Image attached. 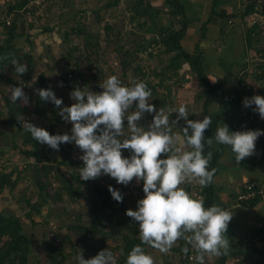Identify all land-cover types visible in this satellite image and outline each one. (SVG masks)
Segmentation results:
<instances>
[{"label":"trees","instance_id":"obj_1","mask_svg":"<svg viewBox=\"0 0 264 264\" xmlns=\"http://www.w3.org/2000/svg\"><path fill=\"white\" fill-rule=\"evenodd\" d=\"M31 1L32 0H18L14 2V4H10L6 13L8 16L0 19V33L2 34V36H0V81L6 86L26 87L36 72L37 62L34 54L23 51L18 46V42L24 36L25 32L23 24H20V14L26 11L28 15H31L37 11L36 8L38 6H36V1L34 0V5L32 4V6H29L30 3L33 2ZM119 1L120 0H115L113 5L119 4ZM161 1L167 8L166 13L178 20L179 27L172 28L163 26V24L159 22L162 10L157 8L150 1L138 0L134 3L131 7V22L137 21L139 25V21H142L140 27L145 30V34L151 35V40L148 45L138 46L135 52L122 50V48L120 49L118 57L122 68L121 79L122 81L126 79L132 70L136 75L140 74L142 76L139 79H133L131 86L134 83L143 82L146 84L147 89L151 91L152 95H154L160 87L164 86L165 80L179 77L183 65L187 64L190 68V72L197 79L199 87L203 89V118L205 116H210L213 119L211 105L214 103L217 92L220 91L221 88L213 85L209 80L204 67L205 50L203 47L208 44L211 45V42L208 43V40L209 34L214 32L213 30H218L220 34L223 33V35H227L224 31L226 25L222 23L223 21H227L231 24L234 22L233 26L235 28L233 31L236 32V34H238L237 30L243 29V25L246 26L243 31L244 41L248 49H255L254 44L258 42L255 37L263 31V28L259 21L254 22L252 20L248 23L246 20L247 18L253 19L256 17L255 0H240V8L232 12H228L226 9L217 12L216 7L218 0H210L212 4L206 18L202 21L200 36L192 47V50H189V48L184 45V41L189 36L190 30L192 31L196 28L192 27V23H194L195 20L190 18L188 10L189 7H191V1L200 3L204 0ZM8 18H10L9 24H7ZM260 19L264 22V5L261 10ZM148 22L151 23L148 24ZM30 27H33V24H31ZM52 30L53 28H47L46 31L50 32ZM71 34L75 35L77 39H83L81 47L80 45H76V51L79 53V57L77 58L73 55V50H69V58H67L66 63L67 68L71 69L68 75L75 77L74 81L76 84L78 83L76 76L81 74L80 59L84 58V61L88 64V68L92 69L94 63H97L101 44L97 41L94 42L97 38L86 32L85 28H81L79 25L72 29ZM84 34L85 37H83ZM234 37L231 38L234 40ZM30 44L34 46L33 42H30ZM151 45L160 48V52L158 53L159 56L156 57H159L158 60L161 67H159V69H154L152 73L151 71L148 73L147 69L141 64L132 68L134 62L138 60V55L144 52L147 53ZM256 51L259 54L262 52L264 53V48L257 49ZM152 55L154 54H150L153 58ZM164 55H167L168 58L164 59ZM94 57L96 60H91ZM13 60L26 66L27 73L22 76L18 75L15 72V66L12 65ZM72 61L74 62L72 63ZM164 62H166V64L162 65ZM256 66L255 72L251 73V75L253 79L259 83V94L264 96V59L263 62H260V64L258 63ZM244 69L247 71L246 67ZM114 75L115 74L112 76ZM92 76L93 78H101L102 80L104 74L102 71H98L96 75L93 74ZM150 76L154 78L152 79ZM61 81L63 86L72 88V90L75 89L74 86L68 84V76L62 77ZM175 83L181 86L185 84L183 81L180 82L179 80L175 81ZM34 84L37 89H47L51 87L57 96L55 88L48 81L44 73L38 75ZM168 90L170 92V88H168ZM256 91L257 89L243 86L241 92L237 90L236 94L238 96L245 95L250 98ZM169 92L167 91L168 96L170 95L168 94ZM28 97L29 104L24 105L19 100L17 103H13L10 99V95H7L5 92L0 93V139L6 136L7 133H12V131H14L13 148L10 152L0 150V202L3 200L6 192L14 191L22 180L29 178L30 182L37 187V194L35 200L30 198L26 200L25 207L23 206L22 210L25 211V217L34 224V217L41 216L44 218L43 210L45 208L48 209L46 216V222L48 223L52 217V210L49 209L59 202L65 203V197H68V202L71 204L81 199H86L89 206V220H85L82 211L74 212L75 215H73V218L69 217L68 220L63 219L60 230L65 232L64 240L75 246L77 242L75 243L72 236L76 237L79 246L89 255V259L94 258L100 251L108 249L112 252L116 264H126L129 253L137 245H140L145 253L150 255L152 247L141 243L138 222H135L133 218L126 215V211L131 209L130 205L133 196L126 193L125 186L117 183L116 179L110 180L107 178V175H101V179L98 177L94 180H81L79 169L83 167L84 164L79 157L83 155V153L74 143L61 144L60 150L55 151L48 145H42L34 140L31 134L22 128V124L17 120L19 116H23L30 120L37 127H40L37 124L38 121H46L48 124L44 129L50 134L55 133L59 124L63 122V119L58 115L60 109L56 108L53 103L42 101L37 93L35 96L30 95ZM57 98L59 97L57 96ZM165 102L166 101L156 102V104L158 105L160 103L163 105ZM63 106H65L64 100L61 107ZM167 108H169V106ZM256 113L258 114V112ZM31 115L37 116L36 120H34ZM186 126L187 125L184 124L182 128H180V133L184 138V142L186 138L183 134V128ZM209 128L206 129L204 133L205 141L207 140L206 133ZM258 130L264 131V125L259 126ZM97 134H99V132ZM189 135H191L190 132ZM261 136H259L256 141L255 149L260 150L264 155V143ZM17 140H21V143H18ZM121 151L125 152L130 150L126 149L125 151ZM186 151L190 150L187 149ZM209 151L213 153L212 159L208 165V170L210 171L213 168L216 169L217 163L225 153V146L219 144L217 147H214L213 145L208 146L207 143H205L203 154L207 156ZM16 152L22 155L23 165L19 166L14 164L8 167L6 163L10 162V156H13ZM56 152L59 153V157L53 155ZM2 158H6L7 160L2 162ZM161 158L166 157L162 155ZM216 173L217 172H215L212 183L206 187L201 186L199 193L200 198L192 196L194 199L202 200L205 208H209L213 205L216 206L217 203L215 186ZM102 177L105 179L103 184H98L96 180H103ZM109 186L121 192L123 195V202H117L113 199L109 192ZM262 186H264V184L257 185L256 190L259 191ZM49 189H52L53 193L49 192ZM140 189L143 191V181H140ZM187 189L189 190L190 187L187 186ZM245 191L246 190L243 189L242 192ZM143 195L145 198L144 191ZM236 198H238V195ZM141 199L142 197L140 200ZM263 200L264 194L258 193L254 198L242 201L240 204L251 208L261 203ZM136 210H138V208H136ZM67 213L68 208L65 206L61 214ZM230 228L231 225L229 223L227 232ZM254 236L261 245L259 251H256L254 248V251H256L261 258L258 259V263L264 264V223L260 228L255 230ZM58 241H60L59 244ZM32 245L33 242L31 237L25 233V225L22 218L14 214H7L0 210V264H31V254L33 253ZM185 247L189 249L187 254L183 251ZM44 249L49 264L67 263L68 253L66 252L63 240H59L58 238L54 240L46 239L44 242ZM169 251L172 254V258L179 260L178 264H190V257L192 255H197L195 250L182 238L179 239ZM226 261L227 255L217 257V264H226Z\"/></svg>","mask_w":264,"mask_h":264},{"label":"clouds","instance_id":"obj_2","mask_svg":"<svg viewBox=\"0 0 264 264\" xmlns=\"http://www.w3.org/2000/svg\"><path fill=\"white\" fill-rule=\"evenodd\" d=\"M12 65L18 75L27 73L26 66L18 61L13 60ZM58 86L63 87V83ZM100 87L103 91L99 93L86 87H76L69 94L75 103L63 107V100L57 98L51 87L35 89L42 101L51 102L60 109L58 115L65 123L73 125L71 134L52 135L23 116L17 120L34 140L55 151L60 150L61 144L74 143L83 153L79 157L84 164L79 169L83 181L94 180L101 175H109L125 186L134 178L137 183L143 181L145 198L138 201V210L126 211L127 216L138 222L142 244L167 253L182 238L195 250L198 264H205L206 256L227 255L231 247L225 234L232 215L219 206L205 208L202 200L194 199L180 185L196 182L206 187L212 183L216 169L208 170L213 153L203 154L205 143L211 146L215 140L218 144L230 146L239 163L254 154L256 141L264 131L230 132L229 127L223 124L217 127L214 137L205 141L204 133L211 125L212 117L205 116L202 121L190 120L186 107L181 105L171 111L178 113L172 124L183 119L187 125L183 134L186 145L192 150L184 151L177 147L178 137L171 132L165 110L161 108L157 112L155 105L149 103L152 93L145 83L137 82L128 87L122 85L116 76H111L101 82ZM23 88L9 87L13 103L19 100L24 105L29 104ZM134 103L136 111L126 116ZM243 105L245 108L255 105L253 111L264 119V96L246 97ZM145 113L154 114L147 129L137 123ZM122 149L130 150V158L122 155ZM162 155L166 158H161ZM109 192L117 202H123L119 190L109 186ZM183 251L187 254L189 249L185 247ZM78 261L79 264H116L108 249L100 251L92 259L86 260L80 255ZM126 264H154V261L137 245L129 253Z\"/></svg>","mask_w":264,"mask_h":264},{"label":"rangeland","instance_id":"obj_3","mask_svg":"<svg viewBox=\"0 0 264 264\" xmlns=\"http://www.w3.org/2000/svg\"><path fill=\"white\" fill-rule=\"evenodd\" d=\"M18 0H0V19L5 18L8 6L10 4H14V2H17ZM33 1V2H32ZM29 6L34 5L35 1H39L36 3V6H38L36 9L37 11L34 14L28 15L25 11V13L20 14V24H23V27L25 28L24 36L20 39L18 42L19 48H21L23 51L31 52L34 54L36 62H37V68L36 72L33 75L31 81L26 85L25 88H23L24 92L30 96H35L36 92L35 89V81L38 78V75L40 73H44L46 75V78L48 81L52 84V86L55 88V91L57 93V96L64 100L65 106H71L75 101L70 99V92L73 91L72 88H67L65 86L60 87L58 86L62 81L61 78L64 76H68V84L76 87L88 88L90 91L94 93L102 92L103 89L100 87V83L102 81H105L109 77H111L113 74L116 76L124 86L131 87V84L133 83V79H139L142 75H136L132 70L130 71L128 77L126 79H121L122 75V68L119 63V51L122 48V50H130L132 52H135L140 45H148V43L151 40V35L145 34V30L140 27V23L142 24V21L138 22H131V16L132 11L131 7L134 3H136L138 0H120L119 4L113 5V2L115 0H32ZM151 3H153L157 8L162 10L160 20L159 22L163 24V26H169L172 28H178V20L175 17L169 16L166 12L167 8L163 5L161 0H148ZM213 1V0H212ZM212 1L205 0L203 2H200L201 8H203V11L198 12L196 7H190L192 8L190 11L193 15H191V19H194L195 22L192 23V27H196L194 30H190L189 36L185 39L184 45L188 47L190 50H192V47L195 45V42L200 36V26L202 24V21L206 18L207 13L209 12L210 6L212 4ZM198 3L199 2H195ZM192 4V3H191ZM196 4V5H198ZM219 11V10H218ZM248 23L252 21L251 18L246 19ZM259 22L262 26V32L258 34L255 38H257L258 42L255 43V49H248L246 51V57L244 58L241 56L242 47L239 49L235 46L239 45L240 43L237 42V39L241 40L243 42V47H246V43L244 41V33L242 35L237 36L236 32L232 33L234 30V22L233 24L223 21L222 23L226 25V29L224 30L227 34L226 36L223 35V33L220 34V31L215 30L213 33L209 35L208 43L211 42V45H206V48H225L226 45L233 44V51L232 53L236 54L235 61L236 63L232 65L231 67H226L230 69H226L224 67V71L226 72V75L228 76V80L234 79V85L232 84V89L235 90V87L238 91L241 92V89L243 86H246L247 88H254L257 89L254 95H259V84L255 82L251 76V73H254L256 70V65L260 62H263L264 59V53L262 52L259 54L256 50L257 49H263L264 48V22L259 19ZM151 23V22H150ZM148 22V24H150ZM31 24H33V27H30ZM236 24V23H235ZM80 26L81 28H85L86 32L92 34L97 38L94 42H99L101 44V47L99 49V56L97 59V63H94V67L92 69L88 68V64L86 61H84V58L80 59V75L78 74L77 80L78 83L75 84L74 76H69L71 69H68L66 66L67 58L69 50H73V55L77 58L79 57V53L76 51V45H82L83 39L82 38H76L75 35L71 34L72 29L74 27ZM243 25V30H244ZM47 28H53L52 31H46ZM146 29V28H145ZM1 30V26H0ZM222 31V32H224ZM238 33V31H237ZM233 34V35H232ZM69 35V36H68ZM223 37H222V36ZM0 36L2 34L0 33ZM68 36V37H67ZM235 36V37H234ZM238 38H237V37ZM85 37V34L83 35ZM231 37H234L233 40ZM1 38V37H0ZM237 38V39H236ZM79 40V41H78ZM232 40L233 43L230 41ZM30 42L34 43V46H31ZM220 43V44H219ZM219 44V45H218ZM217 50V49H216ZM160 48L154 45H151L148 49L147 53H140L138 55V60L134 62L133 67L138 66L141 64L144 68L147 69V72L151 71L153 72L154 69H159L161 65L159 64V56ZM152 55L153 58L150 56ZM164 59L168 58L167 55L163 56ZM91 60H96L95 57ZM234 60V59H233ZM74 61H72L73 63ZM71 63V64H72ZM166 62H164L162 65H165ZM238 64L239 67H236L235 65ZM247 68V71H245L244 68ZM145 69V70H146ZM211 73H218L219 71L208 69ZM98 71H102L104 76L103 79L101 78H93V74L96 75ZM186 69L182 72L184 77L186 76ZM191 73V72H190ZM152 75V74H150ZM182 75V76H183ZM223 75V74H222ZM226 76V77H227ZM151 77V76H150ZM152 78V77H151ZM154 78V77H153ZM152 78V79H153ZM188 77L185 84L183 86L178 85L175 83L176 78L165 80L164 86L160 87L157 90V93L152 95L150 98H154V100H163L165 99L166 102H170L171 106L169 108H165L167 111L168 117L172 114V109H177L180 107V105L185 106L188 108V105L191 106L190 112H193L194 115L198 116L202 112V105H199L197 102V89L199 87L198 82L195 85L192 81V79H189ZM154 81V80H153ZM180 81V79H179ZM155 82V81H154ZM250 82V83H249ZM156 83V82H155ZM31 84V87L28 85ZM69 86V85H68ZM10 86H6L0 81V93L5 92L7 95H10ZM73 87V88H74ZM170 88V92L168 90ZM165 89V90H164ZM229 89V88H228ZM229 91H233V90ZM167 91L170 94L167 95ZM228 92V91H227ZM230 93V92H229ZM253 95V96H254ZM219 96V95H218ZM245 96V95H244ZM246 97V96H245ZM133 108H130L129 111L125 114L130 115L135 109V103L133 105ZM213 110V109H212ZM171 112V113H170ZM174 118L176 119L178 116V113H173ZM254 115V113L252 114ZM250 116L246 117L244 119L245 125L249 124V120L253 121L254 123L258 125H264V119L260 118L259 113H255L256 116ZM34 120H36L37 116L31 115ZM30 116V117H31ZM154 117L153 113H145L138 122L140 125L144 126L146 129L151 124L152 118ZM252 117V118H251ZM171 118V116H170ZM32 119V120H33ZM183 119L179 120L178 126L182 128V125H179L180 123H183ZM38 126L41 128H45L47 126L46 121H38ZM138 124V125H139ZM169 124L171 122L169 121ZM185 124V123H184ZM125 125V137L128 135L127 132V120L124 121ZM139 125V126H140ZM71 123H65L64 121L62 124H59L58 128L55 130V133H51L52 135L56 134H71ZM173 126V125H172ZM174 136L178 134V132L175 130V132L171 131ZM14 131L12 133H7L6 136L2 137L0 139V149L2 151L10 152V150L13 148V138ZM125 137H121L120 139H124ZM181 140V137H180ZM179 139L177 140V147H180L179 145ZM18 143H21V140H17ZM182 150L186 151L187 147L182 146ZM126 150V149H122ZM130 151H122L123 156H127V158H130L131 156ZM53 155H56L59 157V153H54ZM81 156V155H80ZM6 158H2V162L6 161ZM23 157L22 155H19L18 152H16L13 156H10V162H7V166L11 167L14 164H17L19 166L23 165ZM103 178V177H102ZM107 178L110 180H113L114 178H111L109 175H107ZM101 179V177H100ZM103 180H96L98 184H103ZM125 186V185H123ZM187 186L190 187V189H187ZM180 187L184 188L191 196H197L200 193L201 186L196 183H184L181 184ZM126 193L128 195H132L133 199L131 202V209L136 210L138 208V201L143 196V191L140 189V182L137 183L136 179L134 178L127 186ZM49 192L53 193L52 189H49ZM242 192V191H241ZM37 194V187L30 182L29 178H25L22 180L18 187L12 191V192H6L4 194L3 200L0 202V210L7 214H14L22 218L24 225H25V233L31 237V240L33 242V253L32 256V263L31 264H49L47 261V255L46 251L43 247V242L45 240H54L55 238H58L59 240L64 241V245L66 248V252L68 253V261L66 264H79L78 257L80 255L83 256L84 259H89V255L87 252H85L78 243V239L74 236H72V239L75 241V246L71 245L68 241L64 240L65 238V232L61 229V225L63 224L62 220L66 219L68 220L69 217L73 218V215H75L76 212L82 211L84 213L85 220H89L88 211L89 206L86 201V199H81L76 203L71 204L68 202V197H65V203H57V205H53L51 207L52 210V217L50 218L49 222L47 223V213L48 209L43 210L44 218L40 217H34L35 224L27 219L25 217V211L22 210V207L26 204L27 199L35 200ZM199 198V197H198ZM67 206L68 213L67 214H61L62 209ZM25 207V206H24ZM75 212V213H74ZM45 222V223H44ZM60 241H58V244ZM114 244V243H111ZM150 255L153 258L154 264H178L179 260L175 258H172V254L170 251L167 253L160 252L159 250L152 248ZM35 256V257H33ZM217 256H206L205 257V264H217ZM38 259V262H35V260ZM115 259V258H114ZM191 264V261H190Z\"/></svg>","mask_w":264,"mask_h":264},{"label":"crops","instance_id":"obj_4","mask_svg":"<svg viewBox=\"0 0 264 264\" xmlns=\"http://www.w3.org/2000/svg\"><path fill=\"white\" fill-rule=\"evenodd\" d=\"M191 3L192 4L190 6L193 8L195 6L196 7L195 9H197L198 12L204 10L203 8H201L200 3L199 4L195 3V1L193 2L191 1ZM240 6H241L240 0H218L216 10L217 12H219L221 10L226 9L228 10V12L230 11L232 12L239 9ZM191 9L192 8L189 7L188 10L190 18L193 17V16L191 17V15H193L192 14L193 12L190 11ZM237 31H238L237 35H242L244 30L240 29ZM233 32L234 31H232V33ZM211 34L215 35L216 33H211ZM230 41L233 43L232 40ZM237 42H239L240 44L239 45L235 44V46L238 49L242 47V51L244 52H241V56H243L244 53V58H245L246 51H248V47L247 46L243 47L242 39L241 40L238 39ZM233 47H234L233 44L230 43L226 45L225 48L217 47L214 49L213 48L206 49V46L203 47L205 50L204 67L208 74L209 80L213 85L219 86L221 88L220 91L217 92V96L214 103L211 105L213 119L211 126L206 133L207 139L214 137L217 127L223 126V124H226L229 127L230 132L258 130L259 126H262L254 123L252 120L251 121L249 120V124L245 125L244 119L246 117L247 118L250 117L251 114L253 113L254 115L252 116L253 117L256 116L255 115L256 112L253 111L255 105H253L250 108H245L243 105V101L246 97L238 96L236 94L237 91L236 87L235 90L232 89V84L234 85L233 83L234 79L228 80V76L226 75V72L224 71L223 73L224 67L232 68V65L236 63L235 61L236 54L232 53ZM235 66L239 67L238 64H236ZM185 69L186 71H189L190 69L187 64L183 65V69L181 70V75L179 77H175L176 81L180 79V82L182 81L185 82L186 79L190 77L189 79H192L193 83L196 85L198 81L192 73L186 72L187 77H184L182 72ZM208 69H213V70L217 69L219 71V74L217 72L211 73ZM226 69H230V68H226ZM231 89L233 91H229ZM197 93L198 94L196 100L199 103V105H203L204 102V99L202 98L203 89L198 87ZM161 101H166V100L159 99L157 101L154 100L153 97L149 98V103L155 105L157 112L161 108L166 110L168 106H171L170 102H165V104L163 105H161L160 103L158 105L156 104V102H161ZM190 107L191 106L188 105V108H186L189 114L188 119L193 121H197V120L202 121L203 110L200 115L196 116L193 114V112H190L191 110ZM165 114L167 115V111H165ZM170 116H169V121L171 122L170 124L171 131L175 132L176 130L178 132V134H176V137H178L179 139L178 142L180 147L184 145L187 147L186 149L192 150L190 147H188L185 144L184 138L180 133V127L178 126V123H176L175 125L172 124V121L176 120L173 119L174 118L173 112ZM184 123L186 124V122L183 121V123L182 124L180 123L179 125L183 126ZM189 132L191 134V129H189ZM212 145L214 147H217L219 144L216 143L215 140H213ZM224 146H225V153L216 165L217 173L215 178V186H216V196H217L216 206H219L220 208L227 210L228 213L232 215V219L229 222L231 228L225 234L226 238L229 239L230 247H231L229 253L227 254L226 264H259L258 259L261 258L258 256V253L256 251H259L261 245L257 241V238L254 236V232L258 228H260L264 223V200L261 203L257 204L256 206L248 208L242 206L239 202H237L236 196L237 195L239 196V194L241 193V191H243L247 183L254 182L257 185L264 184V155L260 150L255 149V152L252 156L246 157L245 159L237 163V161L235 160V156L231 150V147L228 145H224ZM42 245L44 247V242ZM254 248L256 251H254ZM38 259L39 258H37L35 262H38Z\"/></svg>","mask_w":264,"mask_h":264},{"label":"built area","instance_id":"obj_5","mask_svg":"<svg viewBox=\"0 0 264 264\" xmlns=\"http://www.w3.org/2000/svg\"><path fill=\"white\" fill-rule=\"evenodd\" d=\"M39 1H36V3H38ZM264 5V0H255V11L257 12L256 17L253 18L252 20L254 22L259 21L260 17H261V10L262 7ZM10 23V18L7 19V24ZM262 137V141L264 143V135L261 136ZM257 184L252 182V183H247V185L244 187V190H246L245 192H241L237 198V202L241 203L242 201H246L249 199L254 198L258 193L260 194H264V186H262V188L257 191L256 190ZM198 197L200 198V196L198 195ZM190 261L191 264H198V261L196 260V255H192L190 257Z\"/></svg>","mask_w":264,"mask_h":264}]
</instances>
